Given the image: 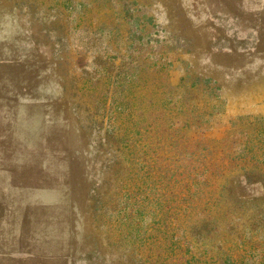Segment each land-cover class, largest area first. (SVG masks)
Returning <instances> with one entry per match:
<instances>
[{"label":"rangeland","instance_id":"374dc122","mask_svg":"<svg viewBox=\"0 0 264 264\" xmlns=\"http://www.w3.org/2000/svg\"><path fill=\"white\" fill-rule=\"evenodd\" d=\"M138 96L161 129L197 108L189 137L217 146L264 119V0H0V264H264L252 208L219 255L164 220L157 182L121 187ZM235 194L264 205L261 185Z\"/></svg>","mask_w":264,"mask_h":264},{"label":"trees","instance_id":"16d2710c","mask_svg":"<svg viewBox=\"0 0 264 264\" xmlns=\"http://www.w3.org/2000/svg\"><path fill=\"white\" fill-rule=\"evenodd\" d=\"M134 82L140 84L141 77H135L132 83ZM190 96L184 95V104L189 101ZM126 104L131 115L125 117L127 123L123 125L122 143L127 149L123 160L129 164V170L120 173L123 175L119 182L121 187H134L138 173L157 182L164 207L167 208L164 220L173 222L177 228L181 226L180 223L185 224V229L180 227L183 238L188 234L193 235L202 246L214 249L219 255L227 254L225 246L230 241L236 240L233 242L235 244L241 240V232L248 228L242 221L250 208L255 211V217L259 220L255 223L257 227H250V230L264 239V205L255 202L248 206L244 201L234 198L236 187L243 184L264 187V160L258 158L260 153L256 150L259 137L264 136V129H261L264 128L261 123L264 119L255 117L241 126L233 122L229 136L222 141L221 146H217L213 141L205 142L189 137L190 132L197 133L196 130L191 131V128H198L204 117L197 108L195 111L187 110L186 116L191 120L184 125H177L175 118L162 113L159 116L161 122H158L163 125L161 129L154 123L158 115H150L149 119L142 111L141 107L147 104L143 97L138 96L133 100L129 97ZM149 120L154 125L148 123ZM161 134L165 135L162 140ZM150 135L151 138L153 135L160 136L153 138L156 140L146 146L144 139H148ZM236 139L238 142L234 143ZM163 151L168 157L164 164H160V159L155 156ZM138 166L143 169L138 170ZM134 170L137 171L133 172ZM203 192L207 194L206 200L201 199ZM181 195L184 197L179 202ZM217 206L219 213L214 214L213 209ZM174 209L177 211H173Z\"/></svg>","mask_w":264,"mask_h":264}]
</instances>
